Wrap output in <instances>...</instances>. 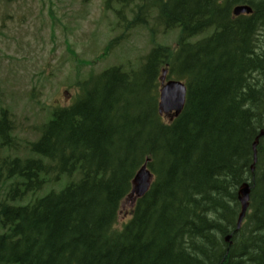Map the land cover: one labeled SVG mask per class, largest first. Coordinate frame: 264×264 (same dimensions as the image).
Masks as SVG:
<instances>
[{"label": "trees", "instance_id": "trees-1", "mask_svg": "<svg viewBox=\"0 0 264 264\" xmlns=\"http://www.w3.org/2000/svg\"><path fill=\"white\" fill-rule=\"evenodd\" d=\"M114 1L126 8V15L116 10L126 30L150 19L180 27L179 47L158 46L138 68L91 76L72 105L53 110L35 141L20 143L9 111L0 109V148L15 152L0 155V264H264V135L251 168L264 131V0ZM238 4L253 13L234 17ZM167 65L189 88L172 122L158 109ZM148 158L152 186L116 232ZM76 174L59 192L21 202ZM247 181L248 222L229 245Z\"/></svg>", "mask_w": 264, "mask_h": 264}, {"label": "rangeland", "instance_id": "rangeland-1", "mask_svg": "<svg viewBox=\"0 0 264 264\" xmlns=\"http://www.w3.org/2000/svg\"><path fill=\"white\" fill-rule=\"evenodd\" d=\"M120 23L106 0H0V108L13 115L19 141L36 139L53 109L75 100L78 81L109 66H136L155 42L176 47L179 28L163 33L160 27L153 41L148 28L128 33ZM120 35L121 42L110 48ZM8 152L0 149L1 155ZM65 183L63 177L37 195ZM129 210L125 201L118 227Z\"/></svg>", "mask_w": 264, "mask_h": 264}, {"label": "water", "instance_id": "water-1", "mask_svg": "<svg viewBox=\"0 0 264 264\" xmlns=\"http://www.w3.org/2000/svg\"><path fill=\"white\" fill-rule=\"evenodd\" d=\"M244 11H249L247 7H237L235 9V14H239ZM186 97V88L185 86L177 81H170L166 85L163 86L161 90V102H160V110L163 112H170L172 110H176V114H179L182 110ZM256 145L254 144L255 149V161H256ZM152 175L150 171L146 169V165H144L139 172L136 174L133 180V192L132 196L134 199V194L137 196L143 195L149 188L151 182ZM250 189L248 185H244L240 189V200L242 202V213L240 220L242 219L246 208L248 207ZM132 199V200H133Z\"/></svg>", "mask_w": 264, "mask_h": 264}, {"label": "bare ground", "instance_id": "bare-ground-1", "mask_svg": "<svg viewBox=\"0 0 264 264\" xmlns=\"http://www.w3.org/2000/svg\"><path fill=\"white\" fill-rule=\"evenodd\" d=\"M254 172V171H253Z\"/></svg>", "mask_w": 264, "mask_h": 264}]
</instances>
